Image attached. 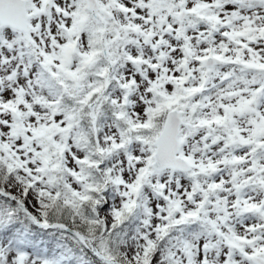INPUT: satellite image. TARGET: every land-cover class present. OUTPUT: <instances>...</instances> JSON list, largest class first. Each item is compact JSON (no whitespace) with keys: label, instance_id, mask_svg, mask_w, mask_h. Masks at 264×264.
<instances>
[{"label":"snow or ice","instance_id":"1","mask_svg":"<svg viewBox=\"0 0 264 264\" xmlns=\"http://www.w3.org/2000/svg\"><path fill=\"white\" fill-rule=\"evenodd\" d=\"M0 264H264V0H0Z\"/></svg>","mask_w":264,"mask_h":264}]
</instances>
